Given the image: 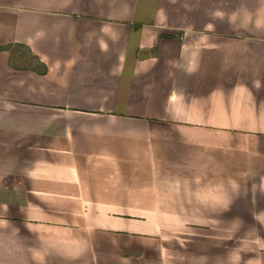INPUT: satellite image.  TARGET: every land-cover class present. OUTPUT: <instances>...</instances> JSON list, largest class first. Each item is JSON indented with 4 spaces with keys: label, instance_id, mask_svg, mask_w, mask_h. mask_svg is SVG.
Instances as JSON below:
<instances>
[{
    "label": "crops",
    "instance_id": "obj_1",
    "mask_svg": "<svg viewBox=\"0 0 264 264\" xmlns=\"http://www.w3.org/2000/svg\"><path fill=\"white\" fill-rule=\"evenodd\" d=\"M0 264H264V0H0Z\"/></svg>",
    "mask_w": 264,
    "mask_h": 264
},
{
    "label": "rangeland",
    "instance_id": "obj_2",
    "mask_svg": "<svg viewBox=\"0 0 264 264\" xmlns=\"http://www.w3.org/2000/svg\"><path fill=\"white\" fill-rule=\"evenodd\" d=\"M188 226H193V224H191V223H189V224H187ZM192 228V227H191Z\"/></svg>",
    "mask_w": 264,
    "mask_h": 264
}]
</instances>
